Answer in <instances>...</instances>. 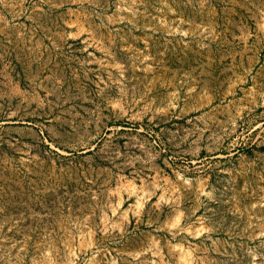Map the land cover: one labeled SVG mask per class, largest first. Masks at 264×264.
Returning a JSON list of instances; mask_svg holds the SVG:
<instances>
[{
  "label": "rangeland",
  "instance_id": "rangeland-1",
  "mask_svg": "<svg viewBox=\"0 0 264 264\" xmlns=\"http://www.w3.org/2000/svg\"><path fill=\"white\" fill-rule=\"evenodd\" d=\"M0 264H264V0H0Z\"/></svg>",
  "mask_w": 264,
  "mask_h": 264
}]
</instances>
